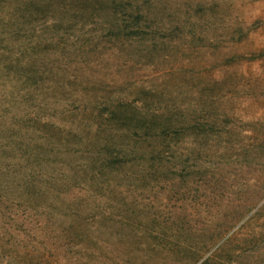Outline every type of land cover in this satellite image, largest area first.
Returning <instances> with one entry per match:
<instances>
[{
	"label": "rangeland",
	"instance_id": "rangeland-1",
	"mask_svg": "<svg viewBox=\"0 0 264 264\" xmlns=\"http://www.w3.org/2000/svg\"><path fill=\"white\" fill-rule=\"evenodd\" d=\"M97 1L0 0V264H264V0Z\"/></svg>",
	"mask_w": 264,
	"mask_h": 264
},
{
	"label": "trees",
	"instance_id": "trees-1",
	"mask_svg": "<svg viewBox=\"0 0 264 264\" xmlns=\"http://www.w3.org/2000/svg\"><path fill=\"white\" fill-rule=\"evenodd\" d=\"M57 1L58 0H55V2H57ZM50 5H52V4H50ZM60 5L61 4H57L56 5L57 10L59 9ZM96 6H100V4H99V2L97 0H79V3H78V6L77 7H81L82 11H85V14L86 15H92V13H87V12L90 9H93L94 10ZM35 8H37V11L40 10L37 5H35ZM97 12H99V11H97ZM47 13H49V12H47ZM109 123H110V125H112L114 123V121L113 122H109ZM110 153L111 154H107L106 155L107 158H105L106 159L105 164H101V163H98V162L94 163L95 167L92 170L93 171V175H95V174H101V173H99V171L108 170L110 167H113V165H115V166L117 165L115 163L116 160H119L117 154L115 152H110ZM99 156H101V155H99ZM121 163H123V162H121ZM73 197H74V194H71V198H73ZM65 198H66V201L68 202V206L70 208V211L73 210V212H71V215L73 217V223H74V221L79 217L77 215L78 209L82 206V203L79 200H82L83 198L82 199H79V200H77V199H70L68 196H65ZM62 200H65V199L63 198ZM87 203L90 206H95V204H96V208L98 206H100V204H103V202H101V200H96V202H94L92 205H91V203H92L91 201H88ZM83 221H85V220H83ZM78 227L79 226L76 224V221H75V225H71V227L69 229V232H65L63 234V237H66L67 239H70V241L72 239H77V238H80V240L84 239L80 235V232L79 231H76V230L79 229ZM127 229H128V227H127ZM128 231H129V233H133V231L131 229H128ZM144 233L147 234V235H149L151 233L152 234L153 233H156V235H159V236L161 235L160 234L161 231L158 228H154V229L150 228V230H148L147 232H144ZM144 233L143 234L141 233V236L137 238L138 240L135 239V240H133L130 243L127 242L125 244V246H124L125 247L124 248L125 251L127 249L130 252H133L134 251L136 253H141V252H145L146 253V252H149V251H154V252H157V253H162V250L163 249H162L161 244L151 243V242H149V240L148 241H145V240L148 239V237L146 235H144ZM44 234L45 233H43V235ZM85 237H89V236L88 235H85ZM13 241H15V240H13ZM10 243L12 244V242H10ZM87 243H88V245H87L88 247L86 248L87 251H88V249L91 250V247H90L91 244H99V243L90 242V241L87 242ZM109 247L110 248H105V249H110L113 252L114 251L116 252L119 249L118 247L115 246V244H110ZM173 247H177V245H173ZM16 248L19 249L20 247L19 246H15V249ZM169 250L174 251L175 248L170 247ZM33 252H36V250H34V251L32 250V253L29 254L28 257H27V255H25L24 258H21V254H20V259L18 258L16 260V258H13L12 260H10L11 262H9V263L10 264H20V263L21 264H37V263H35V255H34ZM93 252H96V250L93 249V250H91L90 253H93ZM26 258H27V260H26ZM41 262H40V264H42ZM89 264H103V262L102 261H99L97 259H94V260H91L89 262ZM109 264H115V262L113 261V262H111Z\"/></svg>",
	"mask_w": 264,
	"mask_h": 264
}]
</instances>
